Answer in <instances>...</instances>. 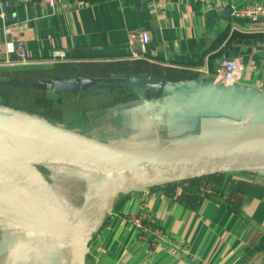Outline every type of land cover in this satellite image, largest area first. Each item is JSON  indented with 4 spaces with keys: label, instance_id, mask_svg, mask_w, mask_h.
<instances>
[{
    "label": "crops",
    "instance_id": "1",
    "mask_svg": "<svg viewBox=\"0 0 264 264\" xmlns=\"http://www.w3.org/2000/svg\"><path fill=\"white\" fill-rule=\"evenodd\" d=\"M14 3V35L24 41L31 62L27 67L52 76L43 80L146 73L163 80L162 93L146 91L156 104L166 98L167 104L184 101L180 88L187 83L264 87V17L253 23L232 14L253 3L264 6V0H66L54 7L39 1ZM227 58L244 67L231 84L217 76ZM127 113L139 118L123 124L126 135L119 143L133 147H177L226 137L232 127L234 133L254 129L248 121L232 126L231 119L216 115L183 120L176 112L175 119L170 108L152 109L150 114L162 119L151 123L135 96L89 116L112 128ZM199 190L202 197L195 203L177 199V187L120 193L89 244L86 264H264L259 246L264 241V173H225L218 183L202 184ZM138 214L161 236L137 229L131 218Z\"/></svg>",
    "mask_w": 264,
    "mask_h": 264
},
{
    "label": "water",
    "instance_id": "2",
    "mask_svg": "<svg viewBox=\"0 0 264 264\" xmlns=\"http://www.w3.org/2000/svg\"><path fill=\"white\" fill-rule=\"evenodd\" d=\"M16 5L14 0H0V14L3 11L0 25L17 22L13 13ZM16 81V78L0 76V82ZM99 82L119 83L131 90L142 102L151 123L162 119L160 115L152 116V109L160 112L170 108L175 119L176 112L183 120L216 115L231 119L232 126L248 121L254 129L234 133L237 130L232 127L226 137L177 147H133L128 143L103 141L0 104V129L29 137L69 156L31 161L38 173L36 186L0 165V234L3 235L0 251L12 250L11 264L16 261L19 264H86L89 243L102 228L120 193L217 173H264V87L251 90L214 82L202 86L187 83L186 88H180L186 94L184 101L167 104L166 98L162 104H156V99H147L146 91L162 93L163 80L146 73H110L104 79H34L30 83L42 84L48 91L60 95L93 91ZM154 133L158 136L157 129ZM52 164L80 167L86 173L83 204L95 184V179L88 176L90 168L95 166L106 176L102 177V186L95 198L86 207L77 208L65 196L64 189L38 168ZM64 170L67 169H55L56 177ZM259 246L264 248V241Z\"/></svg>",
    "mask_w": 264,
    "mask_h": 264
},
{
    "label": "rangeland",
    "instance_id": "3",
    "mask_svg": "<svg viewBox=\"0 0 264 264\" xmlns=\"http://www.w3.org/2000/svg\"><path fill=\"white\" fill-rule=\"evenodd\" d=\"M1 73H3V71H0V74ZM9 78L11 77L9 76ZM25 79L26 78L20 79V83L23 85L22 88L1 85L0 96H2L3 102H0V104L39 115L50 122L73 128L83 134L96 137L103 141L120 142L126 135V127L123 126V124H130V122L139 118V116H136V113H127V119L117 117L115 119L114 127L110 128L109 124L100 123L99 120L89 116V114L93 115V112L97 113L105 107H112V105L115 106L118 103L131 99L117 93L115 91V86L109 85L113 90L108 96H105L101 92V88L98 87L96 94L83 93L82 96L77 97L63 96L60 100L57 99V95L52 91H49L47 96L49 97V101L43 102V99H41L40 96L42 95L44 88L32 86L33 83L30 82L34 79H26L28 82H23ZM30 165L32 166L31 161ZM38 168L46 177L51 178V180L54 179L55 181H53L55 184L64 189L63 192L65 193V196L77 206V208L82 207L84 201L83 194L86 190V173L83 172L80 167H67L52 164L49 166L39 165ZM60 168H62V170H74L76 175L69 171H65V173L62 171L61 175L56 177L55 169ZM52 171H54V173H51ZM209 182H212V178L205 180L203 184L206 185L209 184ZM2 238L3 235L1 236L0 234V241ZM12 255L13 253L10 248L0 251V264H11Z\"/></svg>",
    "mask_w": 264,
    "mask_h": 264
},
{
    "label": "built area",
    "instance_id": "4",
    "mask_svg": "<svg viewBox=\"0 0 264 264\" xmlns=\"http://www.w3.org/2000/svg\"><path fill=\"white\" fill-rule=\"evenodd\" d=\"M20 2L39 1L41 4L48 7H54L57 4H63L66 0H18ZM233 16L244 17L251 22L256 23L261 17H264V6L259 3H253L233 11ZM1 15V14H0ZM17 23H3L1 26L2 38L0 39V68H14L18 66H26L31 64L28 59L24 41L15 37V29ZM130 38L134 37V33H130ZM144 50V45H140ZM62 57L63 55H57ZM244 71L242 63L238 59H223L220 67L217 70L218 78L224 83H232ZM137 229H150L155 235L161 236V231L158 227L152 226L151 221L142 214L135 215L131 218ZM147 221V223L145 222ZM151 225V226H150ZM151 227H153L151 229ZM91 242V241H90ZM90 244V243H89Z\"/></svg>",
    "mask_w": 264,
    "mask_h": 264
},
{
    "label": "bare ground",
    "instance_id": "5",
    "mask_svg": "<svg viewBox=\"0 0 264 264\" xmlns=\"http://www.w3.org/2000/svg\"><path fill=\"white\" fill-rule=\"evenodd\" d=\"M57 157L63 159L69 156L58 149L29 137L0 129V165H3L13 174L33 186L39 184V179L38 173L35 171V168L30 165V161L49 160ZM65 171L69 170H64L63 172L65 173ZM88 176L95 179V184L92 188L91 196L86 198L82 205L84 207L95 198L102 186V177H105L106 174L93 166L90 168ZM13 264H19V262L16 261Z\"/></svg>",
    "mask_w": 264,
    "mask_h": 264
},
{
    "label": "trees",
    "instance_id": "6",
    "mask_svg": "<svg viewBox=\"0 0 264 264\" xmlns=\"http://www.w3.org/2000/svg\"><path fill=\"white\" fill-rule=\"evenodd\" d=\"M26 66H18V67H14V68H0V71H3V73H1V76H10L12 78H16L18 79V81L13 82V83H9V82H0V86L1 85H7V86H11V87H18V88H22L23 85L22 83H20V79L21 78H26V79H46V78H52V76H49L48 74V70H43V69H35V68H30ZM32 86H37V87H43L44 90L42 91V95L40 96L41 99H43L44 101H49V97L48 96V90L45 88V86L42 85H36V84H32ZM87 93V92H86ZM89 94H93V93H89ZM63 96L65 97H77L78 95L76 93H71V92H62L60 95L56 96L57 99H61ZM123 96L127 97V98H131L134 97V93L133 94H123ZM0 102L2 103V96H0ZM225 173H217V174H212V175H207V176H203L200 178H192V179H188V180H183V181H178V182H172V183H167L164 184L162 186L165 187H177L180 189L178 195H177V199H179L180 201H182L183 203H190V202H196L199 198L202 197L200 186L203 184V182L207 179H211L212 178V182H209V184L213 183H218L219 179L221 178V176H223ZM227 174V173H226ZM205 185V184H203ZM213 187V186H212ZM215 188V187H213ZM218 189H216V193H218L217 191ZM94 238V237H93ZM92 238V239H93Z\"/></svg>",
    "mask_w": 264,
    "mask_h": 264
},
{
    "label": "flooded vegetation",
    "instance_id": "7",
    "mask_svg": "<svg viewBox=\"0 0 264 264\" xmlns=\"http://www.w3.org/2000/svg\"><path fill=\"white\" fill-rule=\"evenodd\" d=\"M127 73V72H126ZM129 74V73H128ZM104 84V85H103ZM102 85V86H101ZM115 86L116 88V92L119 93L120 95H123V94H133L130 90H126L122 84H119V83H104V82H99L97 83V85L93 88V91H90V90H86L84 92H78L76 93L78 96H82L83 93H93V94H96L97 93V88L100 87L101 88V92L105 95V96H108L111 94L112 90L110 86ZM106 86V87H105ZM105 89V90H104Z\"/></svg>",
    "mask_w": 264,
    "mask_h": 264
}]
</instances>
